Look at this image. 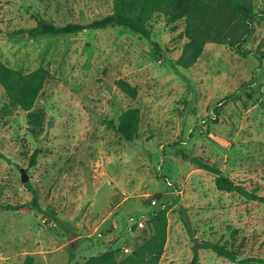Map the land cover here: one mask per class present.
<instances>
[{"label": "rangeland", "instance_id": "obj_1", "mask_svg": "<svg viewBox=\"0 0 264 264\" xmlns=\"http://www.w3.org/2000/svg\"><path fill=\"white\" fill-rule=\"evenodd\" d=\"M252 2L258 16L243 49L255 54L210 41L183 68L168 59L175 62L188 40L184 18L153 14L148 23L158 51L121 26L18 33L36 25L35 12L57 24L89 22L111 13L114 0H0V59L24 72H50L32 109L41 125L0 85V202H29V181L41 207L61 221L0 208V264H21L27 255L34 264H83L107 250L121 260L152 234L149 221L161 209L167 240L160 264H191L184 218L200 241L233 245L240 259H264V203L219 190L214 175L182 156H199L264 195V0ZM118 80L135 87L136 97ZM129 107L141 112L134 141L107 123ZM199 264L235 263L200 249Z\"/></svg>", "mask_w": 264, "mask_h": 264}, {"label": "trees", "instance_id": "obj_2", "mask_svg": "<svg viewBox=\"0 0 264 264\" xmlns=\"http://www.w3.org/2000/svg\"><path fill=\"white\" fill-rule=\"evenodd\" d=\"M155 12L167 16L169 19L184 18L186 22L185 43L181 55L173 62L168 59L172 66L189 68L193 66L201 56L205 45L210 42L227 44L237 53L242 55L255 54L251 50L243 49L248 41L254 19L258 16L252 0H114L113 11L103 17L95 18L89 22H68L57 24L52 20L41 16L39 12L33 13L36 20L34 27L20 29L18 33L27 34L29 37H46L49 35L62 36L76 34L88 30H99L107 27L121 26L143 38L150 40L155 49L160 51V45L152 41V30L149 20ZM50 72L45 67L36 68L30 72L15 69L6 65L0 59V85L3 87L10 101L22 110L30 111L29 117L36 125H41L39 113L32 111L39 94L43 90ZM117 85L129 96L135 98L137 90L124 80H118ZM226 97L221 103L230 100ZM264 107V103L262 104ZM217 110V107H215ZM141 112L138 107H129L118 117V121H107L109 126L122 138L134 141L139 135ZM38 150L31 157L34 164ZM3 156L0 152V157ZM182 156L194 163L198 168L214 175L215 184L219 190L227 192H238L239 194L264 203V195L257 190H248L243 185L236 183L227 176L223 170L211 164L199 156H192L182 152ZM33 197L29 202L19 204H4L0 202V208L7 211H29L36 210L46 214L56 224L61 225L60 219L54 210H44L39 201L38 193L26 183ZM184 225L193 242V258L191 264H199V250L207 249L215 252L235 264L246 263L260 258H239V250L233 245L209 240L200 241L195 230L191 227L189 219L184 218ZM152 234L144 238L131 253L123 259L118 260L113 250H107L96 255L89 256L83 264H160L167 240V215L161 209L156 212L149 221ZM73 258V256H72ZM32 255H27L21 264H34ZM8 264V263H3Z\"/></svg>", "mask_w": 264, "mask_h": 264}, {"label": "built area", "instance_id": "obj_3", "mask_svg": "<svg viewBox=\"0 0 264 264\" xmlns=\"http://www.w3.org/2000/svg\"><path fill=\"white\" fill-rule=\"evenodd\" d=\"M153 202L155 203V200H153ZM129 221L133 222L134 224H138L140 226H143V221L138 219V218H136V217H134V216L130 217ZM126 250H128V249H126Z\"/></svg>", "mask_w": 264, "mask_h": 264}, {"label": "water", "instance_id": "obj_4", "mask_svg": "<svg viewBox=\"0 0 264 264\" xmlns=\"http://www.w3.org/2000/svg\"><path fill=\"white\" fill-rule=\"evenodd\" d=\"M27 180H28V175L23 172L22 181L26 182Z\"/></svg>", "mask_w": 264, "mask_h": 264}]
</instances>
